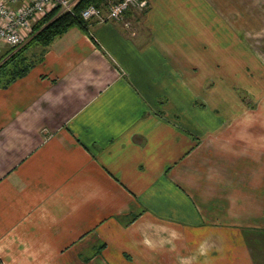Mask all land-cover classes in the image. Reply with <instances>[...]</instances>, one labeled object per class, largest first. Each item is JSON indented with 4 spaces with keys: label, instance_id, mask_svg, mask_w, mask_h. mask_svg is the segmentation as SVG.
<instances>
[{
    "label": "crops",
    "instance_id": "obj_1",
    "mask_svg": "<svg viewBox=\"0 0 264 264\" xmlns=\"http://www.w3.org/2000/svg\"><path fill=\"white\" fill-rule=\"evenodd\" d=\"M147 1L0 88V264H258L264 137L235 88L264 0Z\"/></svg>",
    "mask_w": 264,
    "mask_h": 264
},
{
    "label": "built area",
    "instance_id": "obj_2",
    "mask_svg": "<svg viewBox=\"0 0 264 264\" xmlns=\"http://www.w3.org/2000/svg\"><path fill=\"white\" fill-rule=\"evenodd\" d=\"M0 0V41L20 48L32 35V26L54 8L60 12L70 11L76 0ZM147 0H119L107 3L105 7L89 5L81 11L83 20L97 23L118 21L128 10L143 12L148 7Z\"/></svg>",
    "mask_w": 264,
    "mask_h": 264
},
{
    "label": "trees",
    "instance_id": "obj_3",
    "mask_svg": "<svg viewBox=\"0 0 264 264\" xmlns=\"http://www.w3.org/2000/svg\"><path fill=\"white\" fill-rule=\"evenodd\" d=\"M108 0H76L70 11L60 12L54 8L32 26V35L29 40L20 48H11L7 58L0 60V88L6 89L14 81L24 77L34 65L29 62L26 52L34 46L46 47L53 40L64 34L70 28H79L85 32L88 30V21L83 20L81 11L89 5L105 7ZM119 1V0H118ZM115 2V1H114ZM117 2V1H116ZM149 6L142 13H146ZM135 10H128L123 13L131 14ZM138 217H132L131 220Z\"/></svg>",
    "mask_w": 264,
    "mask_h": 264
},
{
    "label": "rangeland",
    "instance_id": "obj_4",
    "mask_svg": "<svg viewBox=\"0 0 264 264\" xmlns=\"http://www.w3.org/2000/svg\"><path fill=\"white\" fill-rule=\"evenodd\" d=\"M1 51L2 53H4L6 49H4L3 47ZM249 63H250V69L248 70L244 69V71L242 70V77L238 79V86H236L235 91L239 100L245 105V107L251 110L254 113V115L259 118L257 120V123L254 124L252 131L257 132L260 139L261 138L260 136L263 135L262 137H264V75H262L264 71L263 69L264 62L258 60V61H251ZM258 142H259L258 145H260L262 144L263 141L258 140ZM262 153L264 155V151ZM261 159L264 160L263 158H261V153H259L258 161ZM238 169L239 168H237V170ZM253 176L258 177V173H254ZM260 176L261 173H259V177ZM263 237H264L263 232L255 235L254 233H250L249 237H247L251 245L254 259L258 264L264 263Z\"/></svg>",
    "mask_w": 264,
    "mask_h": 264
}]
</instances>
